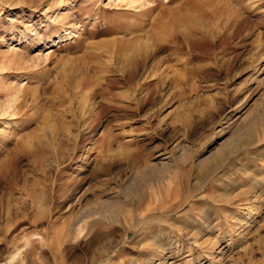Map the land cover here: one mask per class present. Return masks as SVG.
<instances>
[{
    "label": "rangeland",
    "instance_id": "1",
    "mask_svg": "<svg viewBox=\"0 0 264 264\" xmlns=\"http://www.w3.org/2000/svg\"><path fill=\"white\" fill-rule=\"evenodd\" d=\"M0 264H264V0H0Z\"/></svg>",
    "mask_w": 264,
    "mask_h": 264
},
{
    "label": "bare ground",
    "instance_id": "2",
    "mask_svg": "<svg viewBox=\"0 0 264 264\" xmlns=\"http://www.w3.org/2000/svg\"><path fill=\"white\" fill-rule=\"evenodd\" d=\"M144 66H145V62H142V63H141V68H140V69H143ZM140 69H139V70H140ZM139 70H137L136 72H132V73L127 74L126 79H127V80H131V79L133 78V76L135 77V75L138 73ZM143 70H144V69H143ZM139 72H140V71H139ZM7 204H8V203H7ZM105 216H106L105 219H106L108 222H111V221H113L114 213L111 212V213H109L108 215H105ZM145 217H146L145 214H142L141 219H140L139 221H133L132 223H130V226H129V227H137V226H141L142 223H144V222L146 221V218H145ZM129 227L126 228L125 233H126V231H127V229H128Z\"/></svg>",
    "mask_w": 264,
    "mask_h": 264
}]
</instances>
